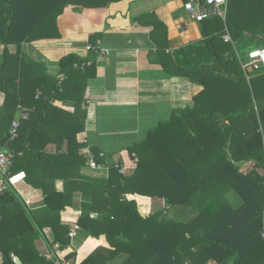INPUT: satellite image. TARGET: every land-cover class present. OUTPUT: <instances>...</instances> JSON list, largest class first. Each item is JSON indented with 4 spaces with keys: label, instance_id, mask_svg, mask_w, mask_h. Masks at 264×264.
I'll list each match as a JSON object with an SVG mask.
<instances>
[{
    "label": "trees",
    "instance_id": "16d2710c",
    "mask_svg": "<svg viewBox=\"0 0 264 264\" xmlns=\"http://www.w3.org/2000/svg\"><path fill=\"white\" fill-rule=\"evenodd\" d=\"M21 1L0 0V44L18 46L16 55L5 50L0 65L5 94L0 150L15 154L13 171L26 173V182L43 192L45 205L31 214L16 190L0 194L2 264H18L16 258L22 264H56L40 254L36 242L50 228L52 243L71 246L72 229L65 222L76 192L83 198L76 230L96 239L105 236L114 252L124 255L122 264H264V68L245 70L233 46L221 40L225 25L236 42L246 32L264 34V0H244L248 9L238 13L236 27L221 18L202 22L217 23L206 42L221 66L219 75L186 71L159 49L155 64L204 89L192 107L174 112L123 150L107 178L82 174L91 156L97 165L106 159L95 150L85 155L86 144L77 139L85 130L89 82L99 74L97 58L105 56L97 43L104 35L90 36L91 58L74 53L61 58L62 81L20 48L24 42L60 39L58 18L68 6L101 9L123 0H26L27 8ZM257 44L264 47V41ZM64 101L75 103L73 113L56 104ZM19 107L28 118L20 119L18 136L11 139ZM53 144L57 150L49 153ZM242 162H254L252 171L241 172ZM57 181H64V191L57 190ZM231 191L242 199L240 206L227 197ZM141 200H161L164 206L145 210ZM177 207L195 214L169 217ZM100 254L91 253L81 264H110Z\"/></svg>",
    "mask_w": 264,
    "mask_h": 264
},
{
    "label": "crops",
    "instance_id": "0c3cea01",
    "mask_svg": "<svg viewBox=\"0 0 264 264\" xmlns=\"http://www.w3.org/2000/svg\"><path fill=\"white\" fill-rule=\"evenodd\" d=\"M21 2L24 8L28 7L26 0ZM184 3L185 0H123L107 8L80 11L68 6L58 18L60 39L22 43V55L46 66L48 74L61 77V58L72 53L82 58H91L92 53L87 50L92 45L90 36L104 35L97 43H101L102 48L109 51V55L97 58L99 74L89 82L84 107L87 111L85 130L78 134L77 139L86 144L83 150L85 155L93 150L100 152V156L106 159V164L99 167L87 164L82 170L83 175L107 178L109 167L121 161L123 150L142 141L149 130L160 122L168 121L174 112L192 107L194 98L203 91V86L198 83L186 77L168 75L160 65L155 64L153 61L159 49L186 71L221 74V66L206 42L209 34L215 32L217 23L210 21L208 26H204L203 23L194 21L187 15ZM226 35L231 37L232 42L224 41ZM244 35L243 42L242 39L236 42L226 27L221 40L232 45V53L237 52L238 55L242 48L248 51V55L251 50L262 46L257 42L264 41V34L253 35L246 32ZM246 36L254 41V46L249 42L244 45L249 40ZM5 50L16 55L18 46L11 44L5 47L0 44V65L4 63ZM230 56L231 53L228 52L226 57ZM240 61L242 66L246 62L242 58ZM40 70L43 72V69ZM246 70L249 71V68ZM37 72L34 70V73L38 74ZM4 101L5 94L0 92V107ZM56 104L71 113L75 110V103L72 101ZM21 118L19 110L15 120L20 121ZM56 150V144L47 148L49 153ZM239 165L241 172L247 174L252 171L254 162H242ZM23 186L29 189L21 196L25 205L26 201L30 202L26 205L28 211L32 214L44 208L43 192L34 189L27 182L20 185L18 191ZM56 188L60 192L64 191V181H57ZM31 192L33 194L30 195ZM74 195V208L68 214L71 219L65 220L71 229L76 226L74 220L81 215L83 200L81 193L76 192ZM231 199L233 201L232 197ZM155 203L140 201L145 210L151 207L155 210ZM185 210L186 215L191 214L189 208ZM76 231L77 236L72 239L69 247V253H76L69 260L71 264H81L97 250H101L100 256L110 264H122L125 260L124 255L114 252L105 236L96 239L85 230ZM44 233L45 237L36 242V247L47 258L54 254L53 233L50 228L45 229Z\"/></svg>",
    "mask_w": 264,
    "mask_h": 264
},
{
    "label": "built area",
    "instance_id": "2783aa9c",
    "mask_svg": "<svg viewBox=\"0 0 264 264\" xmlns=\"http://www.w3.org/2000/svg\"><path fill=\"white\" fill-rule=\"evenodd\" d=\"M229 0H185L184 9L189 17L198 23H202L206 20L213 18H221L226 20L227 10H228ZM224 41L226 43L232 42L229 35L224 36ZM88 51H93L94 47L89 45L87 47ZM101 54L108 56L109 51L101 49ZM247 61L243 64L244 69L253 68L259 69L264 68V47L251 50L247 55ZM63 80V77H60ZM21 115L24 118H28V114L24 113L23 109L19 107ZM20 128V121L15 120L12 124L10 130L11 139H15L18 136ZM14 160L15 154L10 150L3 149L0 150V194L8 192L10 189H18L22 184L26 183V173L25 172H14ZM91 167H99L93 157L91 156L90 164ZM121 173H125V169L121 170ZM25 203V202H24ZM30 202L26 201V205ZM70 238L73 239L77 236L76 226L70 232ZM262 238L264 239V232L262 233ZM54 254L48 256L49 260L55 261L57 264H71V262L66 258L69 254V248H62L59 244H54L53 246Z\"/></svg>",
    "mask_w": 264,
    "mask_h": 264
},
{
    "label": "rangeland",
    "instance_id": "374dc122",
    "mask_svg": "<svg viewBox=\"0 0 264 264\" xmlns=\"http://www.w3.org/2000/svg\"><path fill=\"white\" fill-rule=\"evenodd\" d=\"M246 4H247V2L244 0H229V9H228V12L226 15V19L228 20V24L231 27L232 26L236 27L234 22H236L237 17L240 18L239 14L241 16L242 13L245 14V12L247 11L248 6L245 7ZM226 27L229 29L228 25H225V29H226ZM245 38H250V37L246 36ZM248 42L253 45L254 41L252 42L251 39H249ZM252 48H254V47H252ZM247 52L248 51L245 48H242V50L240 49L239 55L236 52L237 58L238 59L242 58V59H244V61H247L248 60L247 59ZM27 190H29L28 187L24 188V186H23V187L19 188V191H18V189H16V192H17L18 196L21 197L27 192ZM31 194H33V192H31L30 195ZM227 197H229L230 200H232L231 197L233 198V201H231V202L235 207H238L243 202L242 199L234 191H231L230 193H228ZM163 206H164L163 201H161V200L158 201L157 203H155V211L162 209ZM186 208H188V207H186ZM186 208L185 207H177L176 208L177 210H174L175 209L174 208L172 213L169 215V217H174V218L178 217V218H185L186 219V216H187V219H191L195 213L191 211V214H187V215L184 214L186 211L185 210ZM208 264H215V263L211 262Z\"/></svg>",
    "mask_w": 264,
    "mask_h": 264
},
{
    "label": "water",
    "instance_id": "95a60500",
    "mask_svg": "<svg viewBox=\"0 0 264 264\" xmlns=\"http://www.w3.org/2000/svg\"><path fill=\"white\" fill-rule=\"evenodd\" d=\"M249 72H250V73H253V69H252V68H249ZM16 262H17L18 264H22L21 260H19L18 258L16 259Z\"/></svg>",
    "mask_w": 264,
    "mask_h": 264
}]
</instances>
